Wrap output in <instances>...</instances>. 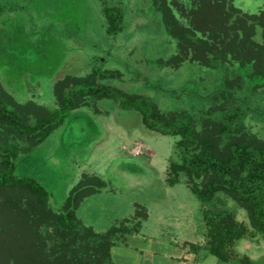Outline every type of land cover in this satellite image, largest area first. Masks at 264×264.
Segmentation results:
<instances>
[{"label":"rangeland","instance_id":"1","mask_svg":"<svg viewBox=\"0 0 264 264\" xmlns=\"http://www.w3.org/2000/svg\"><path fill=\"white\" fill-rule=\"evenodd\" d=\"M163 1L184 27L191 28L193 16L202 9L210 10L207 19L221 27L208 0H0L3 90L33 124L43 109L59 105L58 88L65 79L87 78L95 70L116 71L118 77H98L96 82L146 97L166 116H188L199 131L206 117L216 119L223 109H239L242 132L264 142V86L238 80L237 61L230 58L221 66H209L190 55L177 67L158 63L181 54L179 41L169 34L159 11ZM228 1L244 17L264 12V0ZM108 6L125 13L117 35L107 32L103 11ZM254 40L264 43L259 27ZM228 79L236 84L233 99L219 91ZM179 140L149 130L138 112L122 109L116 99L96 97H88L40 143H28L0 125V148H24L16 174L35 178L48 190L55 214L63 213L70 192L80 183L92 190L76 208L81 224L76 241L63 240L58 226H36L52 261L63 257L62 264H264V236L253 229L252 236L236 243V256L228 263L201 247L207 241L204 209L228 210L238 222L250 223L246 210L225 193L202 204L185 175L180 183L168 184L170 164L180 160L175 148ZM19 198V204L28 205L27 198ZM192 244L201 248L195 251ZM186 250L195 256L177 258ZM246 257L248 262L242 260Z\"/></svg>","mask_w":264,"mask_h":264},{"label":"trees","instance_id":"2","mask_svg":"<svg viewBox=\"0 0 264 264\" xmlns=\"http://www.w3.org/2000/svg\"><path fill=\"white\" fill-rule=\"evenodd\" d=\"M208 2L221 18L220 28L216 22L211 24L212 18L207 19L210 10L203 9L193 16L191 28L184 27L167 3L162 2L159 11L167 31L179 41L181 54L158 63L177 67L191 55V60L221 66L231 58L239 63L238 80L249 82L255 88L264 86V43L254 40L258 27L264 37V12L244 17L228 0ZM103 12L107 32L117 35L124 22V10L108 6ZM198 32L212 39L200 37ZM119 75L116 71L95 70L87 78L65 79L58 88L59 105L52 110L43 109L33 124L28 123V116L19 110L0 83V125L15 130L28 143H40L88 97L116 99L122 109L135 110L149 130L180 138L175 145L180 160H172L170 164L169 185L180 183L181 176L185 175L190 190L202 204L211 202L218 193H225L246 210L249 225L238 222L236 215L228 210H203L207 241L201 247L220 261L230 262L236 256V243L252 236L251 229L254 234L264 236V142L242 132L239 109H223V115L216 119L206 117L204 128L199 131L188 116H166L146 97L96 82L98 77L111 79ZM235 88V82L228 79L219 91L233 99ZM0 149V264H11L13 260L25 264H62L63 257L53 261L49 258L46 238L36 226L39 223L58 226L63 230L60 234L63 240L79 239L81 224L76 208L80 199L92 191L89 184L82 182L74 188L64 204L63 213L57 215L49 207L50 193L37 179L16 174V161L24 148L6 144ZM19 195L27 198V206L19 204ZM191 247L195 251L201 248L193 244ZM105 248L111 255L108 243ZM242 260L248 262L249 258Z\"/></svg>","mask_w":264,"mask_h":264},{"label":"crops","instance_id":"3","mask_svg":"<svg viewBox=\"0 0 264 264\" xmlns=\"http://www.w3.org/2000/svg\"><path fill=\"white\" fill-rule=\"evenodd\" d=\"M155 254V253H154ZM190 256H195L194 253L192 252H189L188 250H186V252L184 253V255L182 256H178L177 258H183V259H189ZM172 259H175V258H172ZM180 264H189L188 262H185V261H180Z\"/></svg>","mask_w":264,"mask_h":264}]
</instances>
